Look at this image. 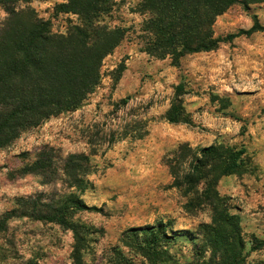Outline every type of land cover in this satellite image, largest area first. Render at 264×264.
<instances>
[{
    "label": "rangeland",
    "instance_id": "1",
    "mask_svg": "<svg viewBox=\"0 0 264 264\" xmlns=\"http://www.w3.org/2000/svg\"><path fill=\"white\" fill-rule=\"evenodd\" d=\"M67 1L0 0V37L10 29L21 33L34 18L66 34L80 25L76 15L56 14ZM240 1L214 26L216 37L234 38L175 66L170 58L141 52L140 0H114L102 21L129 32L104 60L100 86L80 110L0 148V219L14 214L0 231V264H74L78 245L83 264H217L208 238L210 230L218 231L214 199L237 218L243 264H264V0ZM180 84L191 124L165 118ZM185 144L193 152L220 146L244 151L241 168L212 185L203 182L197 195L191 185L178 188L168 162ZM42 153L53 159L58 175H23ZM74 154L90 156L94 166L86 190H70L63 181L61 168ZM190 163H182L181 180ZM71 193L87 207L70 219L79 236L31 219L32 209L21 202L56 206ZM158 228L177 240L150 252L147 241Z\"/></svg>",
    "mask_w": 264,
    "mask_h": 264
},
{
    "label": "trees",
    "instance_id": "2",
    "mask_svg": "<svg viewBox=\"0 0 264 264\" xmlns=\"http://www.w3.org/2000/svg\"><path fill=\"white\" fill-rule=\"evenodd\" d=\"M239 3L240 0H140L136 13L143 16L141 52L159 60L170 58L175 66H180L186 56L218 49L234 36L216 37V21ZM113 6L114 0H68L55 7L56 14L76 15L80 25H71L66 34L54 33L50 21L34 18L21 33L10 29L0 37V148L11 145L45 121L76 112L85 105L101 84L104 60L124 42L129 32L122 26L103 23L102 17L111 13ZM119 78L120 75L116 80ZM184 94L185 87L180 84L165 115L170 124H191L183 113ZM126 102L127 99L122 104ZM243 154L244 151L222 146L193 152L185 144L177 149L168 165L176 187L191 185L197 195L203 182L212 185L220 176L237 173ZM188 158L191 159L189 172L181 180V165ZM93 167L88 155L68 156L61 168L64 183L70 190H86ZM28 174L49 180L58 175V167L50 156L42 153L23 169V175ZM21 202L32 209L31 219L60 225L79 236L70 219L75 211L87 207L74 193L56 206L40 205L32 200ZM210 206L214 210L213 225L218 231L210 230L208 238L219 256L217 264H243L245 242L237 218L222 209L216 199ZM13 216L8 213L0 219V231L5 230ZM176 240L158 228L152 232L146 248L153 252L163 243ZM81 251V246L75 247L74 264H83ZM23 264L36 263L29 260Z\"/></svg>",
    "mask_w": 264,
    "mask_h": 264
}]
</instances>
